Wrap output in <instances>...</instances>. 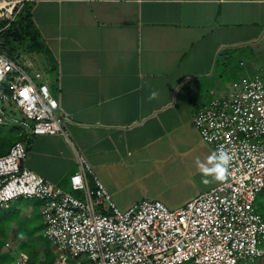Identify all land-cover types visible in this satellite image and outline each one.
<instances>
[{
  "label": "crops",
  "instance_id": "crops-1",
  "mask_svg": "<svg viewBox=\"0 0 264 264\" xmlns=\"http://www.w3.org/2000/svg\"><path fill=\"white\" fill-rule=\"evenodd\" d=\"M27 5L35 40L30 49L25 37L22 55L47 73L67 133L22 136L27 169L67 191L84 155L122 210L144 200L177 210L222 183L192 196L179 189L199 180L196 160L214 153L194 127L197 109L233 82L264 73V0ZM245 54L252 61L241 59L236 73V58ZM153 90L159 96L149 102ZM176 196L183 198L173 202Z\"/></svg>",
  "mask_w": 264,
  "mask_h": 264
},
{
  "label": "built area",
  "instance_id": "built-area-1",
  "mask_svg": "<svg viewBox=\"0 0 264 264\" xmlns=\"http://www.w3.org/2000/svg\"><path fill=\"white\" fill-rule=\"evenodd\" d=\"M32 1L0 0V33ZM58 111L47 73L26 55L0 50V125L18 127L25 141L67 136ZM193 123L214 152L230 153L229 175L177 210L157 200L120 209L81 154L67 192L24 166L25 142L0 157V208L42 203L43 236L59 253L52 264H263L264 217L256 201L264 192V73L233 82L197 109ZM28 262L23 253L15 264Z\"/></svg>",
  "mask_w": 264,
  "mask_h": 264
},
{
  "label": "trees",
  "instance_id": "trees-1",
  "mask_svg": "<svg viewBox=\"0 0 264 264\" xmlns=\"http://www.w3.org/2000/svg\"><path fill=\"white\" fill-rule=\"evenodd\" d=\"M28 8L29 5L25 7L17 22L0 33V50L10 57H15V54L20 49L23 51L26 49L24 46L25 37L31 38L30 49L34 43L35 38ZM12 139L15 141L10 145V148L15 143L24 141L20 129L18 127L8 128L0 126V149L8 146L9 141ZM76 196L80 197L81 195ZM25 206L27 207L29 204L17 202L8 208H0V264H15L17 255L23 253L29 256L28 264H36V258L39 254V247L37 248V246L39 244L34 242V233L28 230V226L33 224V215L27 214ZM7 244H9V247L6 246ZM43 249L54 259V252L51 246L44 245L43 247L42 245ZM53 259L49 264L53 263Z\"/></svg>",
  "mask_w": 264,
  "mask_h": 264
},
{
  "label": "rangeland",
  "instance_id": "rangeland-1",
  "mask_svg": "<svg viewBox=\"0 0 264 264\" xmlns=\"http://www.w3.org/2000/svg\"><path fill=\"white\" fill-rule=\"evenodd\" d=\"M27 48V47H26ZM28 49V48H27ZM21 52V53H20ZM20 53V54H19ZM22 54H26V52H24L22 49L19 50V52H17L15 54V56H20ZM241 59H244L245 62L247 63H250L252 61V55H248V54H245V55H239L237 58H236V61H235V64H234V68L235 69V72L238 73L239 72V64L238 62L241 60ZM232 79H233V74L232 72H228L225 74V78L223 79L225 85L227 87L230 86L231 82H232ZM2 126V125H0ZM3 127H8V128H13L15 126L13 125H4ZM14 139H12L11 141H9V145L0 149V156L1 155H5L8 153L9 149H10V145H12L14 143ZM204 143V142H203ZM206 144V143H204ZM206 146H208V144H206ZM210 147V146H208ZM212 150V149H211ZM212 153H210L211 155ZM197 154H195V160L196 158H198V156H196ZM212 183H215V182H212ZM212 183L208 184V185H204L201 183V175L199 177V180L197 178L194 179V181H192L191 183H189L186 187L182 186L180 189V193L184 194V196H189V195H196V193H199V191H202L204 190L205 188H207L208 186L212 185ZM65 189H67V191H70V187H66ZM180 198H183V197H179V196H176L174 197L173 199V202H177ZM21 203L25 202V203H28L29 206H25L24 208H27V210L31 211L33 210V224L29 225L28 226V230L29 232L31 233H34V236H33V239H34V242H36L37 244H39L37 246V248L39 247V254L36 258V264H49V262L53 259L51 258L46 251H44V249L42 250V245L44 247V245H48V246H51L52 249H53V252L56 254V256L54 255V259L56 257H58L59 253H58V250L57 248L52 245V243H50L48 240L46 241V239H44L43 237V233L45 231V228H44V225H43V220H42V217H41V213H40V206H41V202L38 201V200H33V201H25V200H21L19 201ZM23 207V205H22ZM170 208V207H169ZM121 209V208H120ZM170 209H173V208H170ZM256 210L259 214H261L263 217H264V192H262L259 196H258V199L256 201ZM34 224H35V227H34ZM42 245H41V244ZM186 264H192V263H186ZM240 264H259L258 262L256 263H252V262H241ZM264 264V263H263Z\"/></svg>",
  "mask_w": 264,
  "mask_h": 264
},
{
  "label": "clouds",
  "instance_id": "clouds-1",
  "mask_svg": "<svg viewBox=\"0 0 264 264\" xmlns=\"http://www.w3.org/2000/svg\"><path fill=\"white\" fill-rule=\"evenodd\" d=\"M159 93L150 91L147 99L149 102L157 99ZM231 162L230 153L223 147H219L216 152L207 157L206 161L196 160L197 170L201 175V183L208 185L212 182H224L229 175Z\"/></svg>",
  "mask_w": 264,
  "mask_h": 264
},
{
  "label": "snow or ice",
  "instance_id": "snow-or-ice-1",
  "mask_svg": "<svg viewBox=\"0 0 264 264\" xmlns=\"http://www.w3.org/2000/svg\"><path fill=\"white\" fill-rule=\"evenodd\" d=\"M24 95H26V93H24Z\"/></svg>",
  "mask_w": 264,
  "mask_h": 264
}]
</instances>
